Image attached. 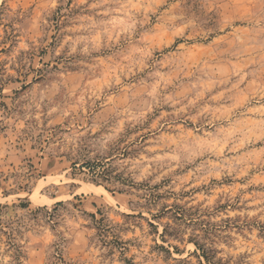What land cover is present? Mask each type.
Masks as SVG:
<instances>
[{
    "label": "rangeland",
    "instance_id": "374dc122",
    "mask_svg": "<svg viewBox=\"0 0 264 264\" xmlns=\"http://www.w3.org/2000/svg\"><path fill=\"white\" fill-rule=\"evenodd\" d=\"M0 264H264V0H0Z\"/></svg>",
    "mask_w": 264,
    "mask_h": 264
},
{
    "label": "trees",
    "instance_id": "16d2710c",
    "mask_svg": "<svg viewBox=\"0 0 264 264\" xmlns=\"http://www.w3.org/2000/svg\"><path fill=\"white\" fill-rule=\"evenodd\" d=\"M204 252V251H203ZM204 257L206 258V259H208L209 260V258L206 256V255H204Z\"/></svg>",
    "mask_w": 264,
    "mask_h": 264
}]
</instances>
